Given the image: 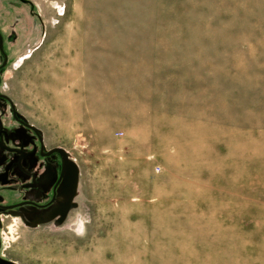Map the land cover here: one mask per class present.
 I'll list each match as a JSON object with an SVG mask.
<instances>
[{
  "label": "rangeland",
  "instance_id": "obj_1",
  "mask_svg": "<svg viewBox=\"0 0 264 264\" xmlns=\"http://www.w3.org/2000/svg\"><path fill=\"white\" fill-rule=\"evenodd\" d=\"M31 1L45 38L9 93L78 164V208L8 220L7 255L264 264V0Z\"/></svg>",
  "mask_w": 264,
  "mask_h": 264
},
{
  "label": "flooded vegetation",
  "instance_id": "obj_2",
  "mask_svg": "<svg viewBox=\"0 0 264 264\" xmlns=\"http://www.w3.org/2000/svg\"><path fill=\"white\" fill-rule=\"evenodd\" d=\"M44 31L31 0H0V264H19L6 253L8 220L18 219L28 228L57 227L77 203L73 158L49 142L9 93L14 67L42 46ZM74 210L67 212L64 224Z\"/></svg>",
  "mask_w": 264,
  "mask_h": 264
},
{
  "label": "water",
  "instance_id": "obj_3",
  "mask_svg": "<svg viewBox=\"0 0 264 264\" xmlns=\"http://www.w3.org/2000/svg\"><path fill=\"white\" fill-rule=\"evenodd\" d=\"M68 159L69 157H71L70 153H68L65 149H61L60 150ZM70 165L73 167V169L75 170V178H74V189H75V193L73 194V197H77L78 196V184H79V177H80V168L78 166V164L75 161L69 160ZM76 209L78 208V204L75 203L72 207H69L67 209V211L65 212V214L63 215L61 220H58L56 222V226H60L62 224H64L65 220H66V214L69 210L71 209ZM50 222V220H46L43 221V223H47ZM35 226V225H34Z\"/></svg>",
  "mask_w": 264,
  "mask_h": 264
},
{
  "label": "bare ground",
  "instance_id": "obj_4",
  "mask_svg": "<svg viewBox=\"0 0 264 264\" xmlns=\"http://www.w3.org/2000/svg\"><path fill=\"white\" fill-rule=\"evenodd\" d=\"M81 228H82L81 223L78 222V223L76 224V226H75V229H77L78 231H80Z\"/></svg>",
  "mask_w": 264,
  "mask_h": 264
},
{
  "label": "built area",
  "instance_id": "obj_5",
  "mask_svg": "<svg viewBox=\"0 0 264 264\" xmlns=\"http://www.w3.org/2000/svg\"><path fill=\"white\" fill-rule=\"evenodd\" d=\"M159 172V170H157Z\"/></svg>",
  "mask_w": 264,
  "mask_h": 264
}]
</instances>
